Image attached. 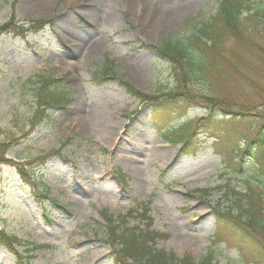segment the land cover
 I'll list each match as a JSON object with an SVG mask.
<instances>
[{"label": "rangeland", "instance_id": "rangeland-1", "mask_svg": "<svg viewBox=\"0 0 264 264\" xmlns=\"http://www.w3.org/2000/svg\"><path fill=\"white\" fill-rule=\"evenodd\" d=\"M13 5L20 22L49 24L39 34L0 36V130L22 137L6 157L20 162L29 179L12 164H0V230L19 241L12 247L32 264H114L99 213L126 217L147 204L148 229L162 235L156 251L249 264L224 238H214V212L231 205L222 187L264 194V176L246 157L242 169L225 168L212 133L197 129L194 156L179 154L182 144L165 138L186 120L192 132L207 117L196 97L222 99L235 112L264 109V24L246 32L244 44L223 40L208 58L214 63L205 78L182 88L176 68L154 48L187 44L215 16L219 0H0V26ZM253 24L245 20L244 27ZM105 60L147 95L180 91L193 98L168 106L171 120L156 121L150 105L127 96L114 80H94ZM50 80L58 81L51 89L61 95L60 104L44 107L45 118L31 125L39 108L36 85ZM206 124L221 127L222 136L228 134L222 129L251 136L258 127L252 119L231 121L219 113ZM140 213L126 217L128 228L145 229ZM187 240L192 246H184ZM8 250L0 245V264L17 263Z\"/></svg>", "mask_w": 264, "mask_h": 264}, {"label": "trees", "instance_id": "trees-1", "mask_svg": "<svg viewBox=\"0 0 264 264\" xmlns=\"http://www.w3.org/2000/svg\"><path fill=\"white\" fill-rule=\"evenodd\" d=\"M219 2L220 5L215 16L203 23L193 40L184 45L163 43L159 48H154L159 58L167 61L172 68H176L182 88L185 87L186 81L205 78L210 69L209 64L214 63L209 62L208 58L223 40L231 37L244 44L246 32L257 31L261 24H264V2L261 0H219ZM245 20L254 22L253 25L247 27L248 30L244 27ZM46 23L43 20L31 21V23L19 22L15 19L13 11L7 23L0 26V36L12 33L21 37L26 32L38 34L42 32ZM94 75V80L97 83L115 80L129 97H133L141 103L149 104L152 108H158V112L163 116H166L165 113H167L169 105H174L179 101L188 102L193 98H190V94L184 96L185 93H180V91L174 94H163L161 99L157 95L150 96L137 91L124 77L116 75L113 63L107 60H105L100 73ZM57 83V80H50L48 83L45 82V85L40 84V86L34 83L38 87H36V96L40 100L38 109L51 104L56 106L60 103L61 95L51 89L56 87ZM196 99L204 102V108L209 110L210 115L220 112L225 117L232 116L231 120L242 117L252 119L253 125L257 124V130L251 136L248 133L229 129L226 140L227 146H230L231 139L239 138L244 142V148L235 151L232 146L231 152L234 153L233 151H235L236 153H230V158L227 161L223 157V154L227 152L222 151L220 155L223 157L222 162H226L229 169H242L244 158L248 157L257 166L256 172L264 176V109H261L260 112L256 108H252L253 110L250 111L240 109L239 112H235L230 108V103H226L222 99H213L209 96L196 97ZM260 106L264 108L263 104ZM38 109L32 117V125L36 124L43 115ZM253 125L249 128L250 132L253 130ZM197 129L216 133L203 120H199L195 124L192 132L191 123L186 122L176 131L174 137L184 144L182 154L186 156L195 155L198 145L194 142L197 137L194 131ZM176 135L178 136L176 137ZM17 141L18 138L14 134L0 130V164L12 163L6 160L5 154L10 146ZM233 158H236L237 163L232 162ZM15 165L21 177L28 181V173L22 164L16 163ZM227 186L228 188L222 187L221 189L224 190L223 195L230 199L231 205L225 210L217 209L214 213L215 238L219 240L224 238L223 242L226 247L236 249L244 257L248 256L251 264H264V194L253 192L250 187L243 193L235 192L234 186ZM145 206L139 205L140 210H142L140 216H143L148 224L150 220L146 216L148 209ZM136 212L137 209L129 212L127 216ZM99 214L102 221L106 223L105 236L102 241L107 243L114 264H126L128 260L132 264H212L209 256L204 257L201 262H196L189 255H184L179 259L173 253L158 252L154 249V244L157 239L162 237L161 234L147 230L148 227L146 230H141L138 227L128 228L125 221L126 217H118L114 220L106 210ZM19 244L15 237L7 236L0 230V245L11 250L8 251L16 258L17 264H32L30 258H23L12 247Z\"/></svg>", "mask_w": 264, "mask_h": 264}, {"label": "bare ground", "instance_id": "bare-ground-1", "mask_svg": "<svg viewBox=\"0 0 264 264\" xmlns=\"http://www.w3.org/2000/svg\"><path fill=\"white\" fill-rule=\"evenodd\" d=\"M183 242H185L184 246H187V247L192 246V243L190 240H187V242L186 241H183Z\"/></svg>", "mask_w": 264, "mask_h": 264}]
</instances>
